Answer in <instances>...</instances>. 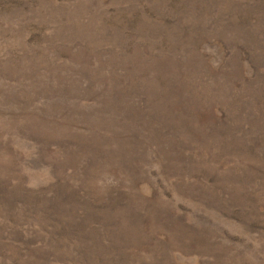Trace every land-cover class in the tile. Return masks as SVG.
Returning <instances> with one entry per match:
<instances>
[{"label":"rangeland","instance_id":"obj_1","mask_svg":"<svg viewBox=\"0 0 264 264\" xmlns=\"http://www.w3.org/2000/svg\"><path fill=\"white\" fill-rule=\"evenodd\" d=\"M0 264H264V0H0Z\"/></svg>","mask_w":264,"mask_h":264}]
</instances>
